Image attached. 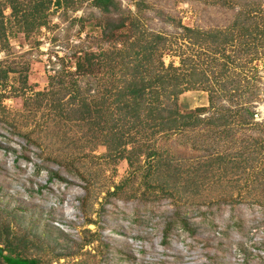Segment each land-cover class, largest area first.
I'll return each instance as SVG.
<instances>
[{"label": "rangeland", "instance_id": "rangeland-1", "mask_svg": "<svg viewBox=\"0 0 264 264\" xmlns=\"http://www.w3.org/2000/svg\"><path fill=\"white\" fill-rule=\"evenodd\" d=\"M9 2L0 0L7 20L6 34L0 35V245L9 237L19 242L21 255L37 257L41 264H264V31L251 30L257 20L253 15L244 24L245 34L233 24L240 11L263 14L264 0H113L117 7L109 10L94 0H51L37 19L43 23L28 32L16 22L19 12L14 17ZM32 2L14 0L20 11L29 10ZM121 20L123 26L115 25ZM229 30L233 37L221 54ZM157 32L164 36L155 38ZM238 42L244 47L240 58L248 62L239 76L234 70L238 59L222 66L224 54L233 53ZM80 47L97 55L72 74L77 90L89 86L94 94L111 87L113 97L111 82L117 79L121 87L135 71L136 77L152 79L156 70L184 74L192 69L184 77L198 88L177 96L158 94L164 106L159 112L167 116L175 106L178 121L151 136L150 126L130 120L117 101L109 103L110 96L109 114H93L99 122L90 126L69 118L73 111L56 114L44 100L36 108L26 105L37 91L58 86L54 75L59 70L75 69ZM217 47L212 59L217 49L211 48ZM251 51L262 56L245 59ZM111 52L112 59L107 58ZM170 62L179 69L167 66ZM252 65L260 79L250 75ZM201 105L206 109L196 113ZM142 109L141 115L147 111ZM186 117L193 124L185 123ZM100 126H106L102 134ZM112 132L126 150L138 148L129 152L132 164L119 155L122 145L110 152L101 142L116 141ZM74 138L80 146L72 144ZM148 151L154 153L147 156ZM163 155L171 165L160 167ZM149 167L147 176L159 182L165 198H125ZM133 177L136 181L129 180ZM117 184L124 188L118 191L122 195L109 194ZM174 208L188 228H201L202 216L224 223L231 212L244 217V227L238 233L230 229L227 237L209 231L208 241L201 239L207 237L203 230L192 234L182 225L164 236V222ZM254 215L255 221H247ZM216 230L221 233L220 226ZM61 252L67 253L58 257Z\"/></svg>", "mask_w": 264, "mask_h": 264}, {"label": "trees", "instance_id": "trees-1", "mask_svg": "<svg viewBox=\"0 0 264 264\" xmlns=\"http://www.w3.org/2000/svg\"><path fill=\"white\" fill-rule=\"evenodd\" d=\"M9 1H10L9 3H10V7H11V12L13 13L14 17H17L18 16L17 12H19V19L17 17L16 22H20V26H21L20 28L23 29L25 32H28L29 30L33 29L34 26H36L38 23L39 24L43 23V22H40L41 20L37 21V19L40 18L42 10H44L45 8H49V4L51 2V0H33L32 4H30L28 6L29 10H26V8H23V11H20L17 8V5L14 3V0H9ZM54 1H55V3L59 4L61 2H69L72 0H54ZM94 2L96 4H98L99 6H101L104 10H109L112 5H113L112 6L113 8L117 7L113 4V0H94ZM226 2H227V0H223V3H226ZM260 9L261 8H259L258 10H260ZM249 13H250L249 9L247 10V12H242V11L238 12V14L236 15L238 19H234L233 24L235 23L237 25H240V28L243 29L242 33L245 34V33H247L246 32L247 28L244 27V24L245 23L248 24L247 19H249L250 17H252L251 15H253V16H256L257 20H256V25L255 24L249 25L251 27V30L257 29V32L261 31V30L264 31V13L261 15L259 13H250V14ZM240 17H242V18H240ZM8 21H10V20L8 19ZM6 22H7V20L4 19L3 12L1 11V8H0V35L6 34V27H5ZM106 22H107V26L111 25L109 23V20H107ZM117 24L119 26L120 25L123 26L124 22L121 20L118 23H116L115 25H117ZM107 28L108 27H105L103 29L104 34H106L108 32ZM184 29L186 31H193V32L195 30L197 32L199 31L197 28L192 29L188 26L187 27L184 26ZM230 31L231 30L226 32L227 36L222 37L221 41H222L223 45H221L222 47H220V51H221L220 53L221 54L223 53L224 46L228 43V40L229 41L232 40L233 35H230ZM213 35L215 36L217 34L214 33ZM163 36H164V34L157 32L155 38L159 37V39H160ZM185 36L189 37V35H187V34H185ZM229 37H231V38L229 39ZM247 39L248 38H245L244 40H240L239 42H241V41L244 42ZM221 41H220V43H221ZM239 42L237 44V47L235 49H232L233 53L228 52V53L224 54L223 60H222L223 61L222 66H225V64H227L228 61H234L235 59H238L239 65L234 67L235 73L238 74V76H239L240 72H237V71H241L239 69L240 66L243 65L245 67L248 63L244 59L242 61L241 60L242 57L240 58L242 51H244V47ZM211 49H217V50L212 51L213 52L212 53V59H213L215 57V52L218 51L219 49H218V47L217 48H211ZM77 51L80 53L78 54V60L75 64V69L70 70L71 72L69 70H64L63 68L61 70H59L58 73L57 74L55 73V75H54V76L57 75L56 82H57L58 86H55V87L52 86L51 88L37 91L35 93V97L33 98V100H31V103L27 102L26 105H30L31 107L36 108L44 100V103L47 106H49V108H52L55 111L57 110L56 114L59 112L60 113L66 112L67 116H69L71 111H73L74 114H72V116H69V118H73V119L78 118V119L85 120V123L90 126V124H92V123H95V122L98 123L99 122V120H95V116H93V114L97 113L98 116H101V115L104 116L105 112H108V114H109L110 110L108 111V107H109L108 104L110 102L113 103L114 101L115 102L117 101L119 103L118 108L124 109V111L126 110L130 120H132L136 123L143 122L147 126H150V130L147 133V135L150 134V136H151V135H154L159 130L161 131L162 129L173 127V125H175L174 123L176 121H178V120H176L177 118H175L178 115V110L175 106H173V108H170V110H168L167 116L163 115L159 112V110L162 109V107H164V106L159 105L161 102L157 101L158 94L165 92L166 95L169 94V95L177 96V94L183 92L184 90H187L190 88L191 89L198 88L194 84L190 83L189 77L188 78L184 77V74L186 75L187 73L192 75L193 74V69H192V70H189V72L184 73V74L181 71L177 72V73L171 72L169 74L168 72L164 73V72L156 70L152 79H146L141 75L136 77V74H135L136 71H135L133 73V76L131 75L130 78L128 76V79L122 80L123 82L121 81V85H123L121 87H119V84L117 82L115 84V81H118L117 79L114 80L113 82H111V83H113L112 86H114L113 91H114L115 96H113V97L110 96L111 87L108 88V87L104 86L105 87V88H103L105 90L104 92L97 91L96 93L93 92L94 94H91L92 92H90L89 86H86V88H84V90H79V89L77 90V88H78L76 85L77 80L72 77V74L75 73L76 71H80L84 67H87L88 64H90V59H92V57H95L97 55V52L95 50H90V49H88V47L86 49H83V50L80 47V49ZM261 51L264 53V48ZM251 53H252V51H251ZM101 54H105V53L101 52ZM112 54H115V53L111 52V54H108L109 57L107 56V58L112 59ZM209 54H210V52H209ZM247 54H250V52H248ZM260 54L261 53L255 51L250 55L249 58H248V55L244 56V58L248 59L249 61H251V60L253 61L254 59H260L259 57L262 56ZM182 62H183V65H185L186 59ZM212 62H213V60L210 61V63H212ZM160 64H163L162 60H160ZM167 66H169L170 68L173 67L174 71L179 69V67L173 66L172 62H170V64ZM161 67H163V65ZM253 68H256V66H253V65L250 66L249 73L252 72V73H250V75L256 79H260L261 76L259 75L257 69H255L254 71H251ZM187 69H188V67H187ZM90 71H88V73ZM243 72H244L245 76L248 75L246 73V71H243ZM65 73H68L69 75L71 74V77L68 78V80L64 78ZM97 81H99V79H97ZM66 82H68V83L65 84ZM166 87H167V89H166ZM203 87L205 88V86H203ZM115 89H117V90L115 91ZM205 89H208V88H205ZM108 91H109V93H108ZM68 92H69V95L67 96V98L64 99V97H63L64 94H67ZM147 93L150 94V99H149V95H147ZM95 95H97L96 99L94 97ZM126 95H127V97L125 98ZM109 96H110V98H109ZM87 97H89L90 100H88ZM108 98H109V103H106ZM76 99H78V100H76ZM148 99H149V101H148ZM146 100L148 101L147 102L148 104H146ZM96 102H100L98 104L99 106H97V107L91 106V104H95ZM244 103H242V104H244ZM69 105H71V107H69ZM143 106L147 108V111H145L144 114L141 115V113H143V109H142ZM206 107L207 106L201 105V106H196L194 109H195V112L197 113V111L199 112L201 110H204V109H206ZM225 108L230 109V107H225ZM171 112H172V115H170ZM250 113L252 114L253 111H251ZM223 114L225 116V118H223V119L227 120L230 117V114L227 113L226 111ZM194 116L198 119L197 114H194ZM186 118H187V120L185 123L190 124V122H192V124H193L194 120H192L189 117H186ZM144 120L149 121V122L146 123V122H144ZM205 120L208 121V118L207 119L205 118ZM224 121L225 120H223V122ZM178 124H179V122L176 123V125H178ZM112 125H116V124L112 123ZM112 125H111V127H114ZM131 126H133V125L131 124ZM105 127L106 126H100L99 127L100 130L99 129H97V130L100 133L102 131V128H105ZM111 127L107 126L106 129H108V128L112 129ZM118 130H119V132H118L119 136H121L123 133L121 132V129H117V131ZM100 134H102V132ZM106 134L108 135V133H106ZM112 134L110 136L111 139L116 137V136L114 137V132H112ZM103 135H105V134H103ZM119 136H117V138H115L116 141L113 140L111 144H110V142H107L106 138L105 139L100 138V139H101V142H103L104 144L107 143V146L109 145L110 152L117 151L118 147L120 148V145H122V148H120V150L118 149L119 155L122 156L123 158H125L129 163L132 164V161L134 159H132L131 154L129 152L133 153V151L137 150L138 148H136V149L131 148V150H126L124 148V145H123L124 141H122ZM25 137H26V143L28 144V142H29L28 136L25 135ZM78 139L77 138L73 139L72 144H75L74 146H76V145L80 146L77 144ZM27 144L23 146V149H27L26 148ZM36 153L38 155H40V152H36ZM153 153H154L153 151L145 152V154L147 156H149ZM155 154H159V153L157 151H155ZM114 155H118V152L113 154V156ZM113 156H111V157H113ZM165 157H168V156H164V155L162 156V161L159 164L160 167H162L163 165H165V166L171 165V161H170L171 159L165 158ZM176 166L177 165H175V163L172 165V167L175 169H176ZM151 169L153 170V168L149 167V169L144 173L145 179H143V178L137 179L135 177L129 178V180L136 181L135 179H137V181L134 183H131V184H135V185H133V186L131 185L132 190H130L129 192H126L127 194L125 195L126 196L125 198L136 197L139 200L150 198L152 200H155L156 202L157 201L159 202V200L165 198L162 196L163 194L161 193V189H162V192H164V190H163V188H161L162 186L159 185V182L151 181L152 178L147 176L148 172ZM171 171H172V168H171ZM52 176H53V173H52V175L48 176V179H52ZM64 180H65V178H64ZM163 180H162V182H163ZM261 181H263V180H260V182ZM114 187H115V189L110 191L109 194H118L119 193L118 191L124 189L123 187L120 186V184H117ZM134 187H136V189H134ZM155 189H158L159 192L155 191ZM136 190H137V192H136ZM154 192L157 193V195H159V196H157ZM119 194L122 195V193H119ZM117 196L120 197L119 195H117ZM118 197H117V199H120ZM253 202H254V200H252L251 202H248V203L253 205ZM259 204H261V202ZM230 207L234 208V206H231V205H230ZM202 214L208 215V213L204 212L203 210H202ZM256 218H258V215H254L253 217L248 218L247 221H249V219H250V221L253 222V221H255ZM215 219L214 218L209 219V218L202 216V223L203 224H201L202 225L201 228H199L197 226H194L193 228H188L186 218L184 216L180 215V209L174 208L173 211L171 212L169 219L165 220V222H164L163 235L166 236L168 233L172 232L174 227H176V229L177 228L180 229L181 225H182L183 227L187 228L190 231V233H192V234H195L196 230H199L198 232L203 230L201 233H207V237H202L201 239L208 241L209 240V238H208V232L209 231L210 232L215 231V235L218 234L220 236V234H221L222 236L227 237V236H229L227 234H229L228 231L230 229H233V230L235 229L234 231H237V233H238L239 231H242V227H244V225L242 226V223L240 224V221L241 220L243 221L244 217L243 216H237L235 214V212H233V213L231 212V214L228 216V218H226L224 223L223 222L219 223ZM89 221H91V220H89ZM217 226H220L221 233H220V230H218V231L216 230ZM193 239H194V237H193ZM168 242H169L168 239L164 240L165 244H167ZM19 245H20L19 242H11L10 238L6 237L5 244L0 245V264H4V263L5 264H41L40 259L37 257L21 255L20 254L21 250L19 248ZM5 249H6V252H5ZM66 253L67 252H61L58 254V257H60L59 255H66ZM255 254H257L258 256L260 255L258 253H255Z\"/></svg>", "mask_w": 264, "mask_h": 264}]
</instances>
